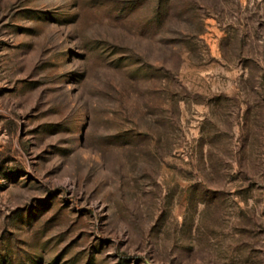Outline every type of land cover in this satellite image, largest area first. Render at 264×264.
Here are the masks:
<instances>
[{
    "label": "rangeland",
    "instance_id": "374dc122",
    "mask_svg": "<svg viewBox=\"0 0 264 264\" xmlns=\"http://www.w3.org/2000/svg\"><path fill=\"white\" fill-rule=\"evenodd\" d=\"M0 264H264V0H0Z\"/></svg>",
    "mask_w": 264,
    "mask_h": 264
}]
</instances>
